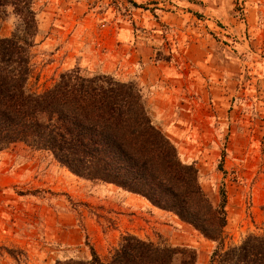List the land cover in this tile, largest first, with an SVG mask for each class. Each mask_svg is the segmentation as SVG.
Listing matches in <instances>:
<instances>
[{"label": "rangeland", "instance_id": "obj_1", "mask_svg": "<svg viewBox=\"0 0 264 264\" xmlns=\"http://www.w3.org/2000/svg\"><path fill=\"white\" fill-rule=\"evenodd\" d=\"M194 2L200 10L190 8L191 24L205 27L218 53L164 52L159 44L144 55L138 45L121 46L117 33L126 25L144 40L152 37L136 18L154 12L149 0H36L31 84L43 91L75 67L86 76L135 82L154 123L181 160L197 166L216 205L226 190L225 242L232 246L264 233V0ZM15 22L13 15L2 21L0 34L10 35ZM173 87L181 97H165ZM155 106L166 121L154 116ZM125 191L80 178L24 144L0 151V264L86 259L91 248L105 258L127 233L195 249L197 264L209 263L214 241L144 198L127 199Z\"/></svg>", "mask_w": 264, "mask_h": 264}, {"label": "trees", "instance_id": "obj_2", "mask_svg": "<svg viewBox=\"0 0 264 264\" xmlns=\"http://www.w3.org/2000/svg\"><path fill=\"white\" fill-rule=\"evenodd\" d=\"M35 1L0 0V27L10 15L16 18L13 32L0 34V151L24 144L47 152L80 178L115 185L174 213L216 243L208 264H264V233L226 246V190L221 189L216 205L197 166L183 162L154 123L135 82L109 74L86 76L75 67L43 91L33 87L39 33ZM90 251L89 258L55 264H197L195 249L131 233L105 258Z\"/></svg>", "mask_w": 264, "mask_h": 264}, {"label": "crops", "instance_id": "obj_3", "mask_svg": "<svg viewBox=\"0 0 264 264\" xmlns=\"http://www.w3.org/2000/svg\"><path fill=\"white\" fill-rule=\"evenodd\" d=\"M149 1L152 3L151 6L152 8H154V12H152V10H147L143 13L136 14V18L140 25L144 27L150 26L153 29L152 37L150 39L144 40L142 37L143 35L135 34L134 31L128 25H126L119 29V32L117 33V39L121 41V46L130 45L132 47V44L138 45L139 49H142L141 52L144 55L146 50H154L156 49L154 46H159V44L163 45L162 50L164 52L165 50H172L177 52L187 50L186 53H188L190 49L197 47L199 49V52L205 55L218 53L214 50L218 48L217 45L211 44V42L208 45L210 37H208L207 31L204 30L205 27L204 29L203 27L196 28L194 24H191L194 19L192 20L191 18L192 13L190 11V8L194 9L196 12L200 10V6L196 4L194 0ZM199 21L201 20L199 19ZM164 25L166 26V29L164 28ZM164 32L167 35L166 38H164L163 36ZM219 42L221 43V40ZM143 49H145V51ZM181 57L184 59L187 58V56H184L182 54ZM172 75H177V73L175 72ZM199 78L201 79L200 76ZM178 92L179 91L174 87L173 89L165 88L164 94L165 97H181ZM154 110V116H158V119L161 123L163 122V118L164 121H166V118H168L166 114L158 115V111L159 113H161V110L157 106L154 107ZM125 192L127 194L125 195V197L133 201L141 202V199L139 198H144L129 191ZM145 200L152 205L150 201H148L147 199Z\"/></svg>", "mask_w": 264, "mask_h": 264}]
</instances>
